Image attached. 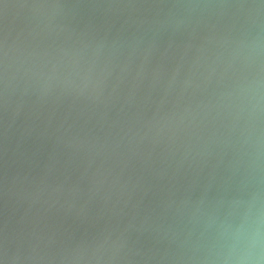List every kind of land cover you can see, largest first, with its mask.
Returning a JSON list of instances; mask_svg holds the SVG:
<instances>
[{"label": "water", "instance_id": "obj_1", "mask_svg": "<svg viewBox=\"0 0 264 264\" xmlns=\"http://www.w3.org/2000/svg\"><path fill=\"white\" fill-rule=\"evenodd\" d=\"M0 264H264V0H0Z\"/></svg>", "mask_w": 264, "mask_h": 264}]
</instances>
